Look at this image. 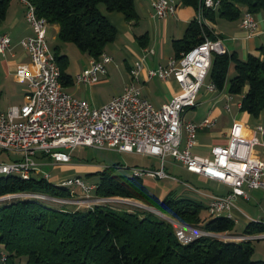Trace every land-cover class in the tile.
Masks as SVG:
<instances>
[{"label":"built area","instance_id":"obj_1","mask_svg":"<svg viewBox=\"0 0 264 264\" xmlns=\"http://www.w3.org/2000/svg\"><path fill=\"white\" fill-rule=\"evenodd\" d=\"M25 6L24 19L32 34L21 38L18 44L26 51L30 65L17 66L15 76L28 87L27 101L21 106L8 107L0 113V150L15 154L19 159L0 163V176H16L29 180L33 173L50 180V174L39 169L37 156L47 157L59 164L71 162V153L78 147H95L118 152L135 153L156 157L159 168H133V176L164 180L169 175L164 170L166 157L179 162L191 174L213 180L230 187L225 195L208 194L207 213L210 219L224 217L235 222L233 208L238 197L249 199L247 189L264 191V155L260 157L255 146L258 142L242 134V125H234L228 142L211 148V156L192 154L198 131L210 125L209 120L201 123L183 121V112L195 105L199 90L205 85L213 54L228 53L222 39L205 38L180 58L171 57L164 64L145 68V79H174L180 90L171 100L155 106L143 97L135 85L143 69V59L130 68L131 82L123 93L113 96L107 103L92 106L66 92L61 84L60 69L53 51L47 43L45 18L36 14L28 0H21ZM202 7L215 9L219 0H201ZM152 17L167 18L176 12L174 0H152ZM198 13V12H197ZM196 13V19L198 15ZM264 18V16H263ZM239 26L248 36L259 33L260 25L256 14L244 11ZM11 46L7 34L0 36V54L5 55ZM145 54L153 50H145ZM111 57L102 53L98 59L92 58L86 67L74 77L82 84H94L107 72L106 65ZM215 90L213 83L206 85ZM182 129L186 133L185 147L180 148ZM262 129L261 126L258 127ZM59 185L83 190L89 197L95 185H88L78 176L62 179ZM195 192H200L195 189ZM35 198L38 200H59L65 204L81 203L86 208L110 201H121L120 197H92L77 201L51 197L39 193H19L0 197ZM159 212V211H158ZM175 235L181 243H189L200 237H214L224 241H246L264 239V232L249 235L230 233L216 234L199 227H188L172 221ZM256 225H264V219H251ZM5 256L0 258L3 263Z\"/></svg>","mask_w":264,"mask_h":264},{"label":"trees","instance_id":"obj_2","mask_svg":"<svg viewBox=\"0 0 264 264\" xmlns=\"http://www.w3.org/2000/svg\"><path fill=\"white\" fill-rule=\"evenodd\" d=\"M11 0H0V20H4ZM39 17L48 24H58L57 41L73 43L81 53L98 59L107 44L117 37L116 28L106 12H120L126 21H136L135 0H28ZM195 12L203 11L204 20L194 18L184 36L172 42L175 58H180L205 38L218 35L205 20L217 18L240 20L244 11L264 13V0H219L215 9L202 7L201 0H178ZM60 45L53 48L64 87L72 84L65 69L68 59L60 53ZM234 76L229 79L228 92L247 91L240 109L254 116L264 111V60L248 55L245 60L235 53L213 54L206 79L221 90L228 77L230 64ZM71 159L73 156L71 155ZM96 197L134 199L145 207L154 208L172 220L206 231L223 234L232 231L235 223L224 217L201 220L204 206L190 199L158 197L150 194L142 178L113 175L111 169L97 171ZM19 193H39L51 197L73 199L71 188L53 184L40 175L29 180L16 176L0 178V197ZM207 208V206H206ZM205 208V209H206ZM264 232V225L250 223L246 234ZM255 240L224 241L214 237H200L181 243L175 227L163 216L139 208H117L109 204H95L91 208H55L35 198L0 200V264H264L253 258Z\"/></svg>","mask_w":264,"mask_h":264},{"label":"crops","instance_id":"obj_3","mask_svg":"<svg viewBox=\"0 0 264 264\" xmlns=\"http://www.w3.org/2000/svg\"><path fill=\"white\" fill-rule=\"evenodd\" d=\"M174 1L177 4L176 12L173 16L167 18L151 16L152 0H135V10L138 14L136 21H126L124 15L120 12H105L104 14H106L109 22L117 30V37L114 41L106 45L103 52L111 57V62L106 65V74L101 76L94 84H77L73 76L71 77L72 84L67 87L63 86L64 90L73 97L84 100L92 106L103 105L113 96L123 93L124 88L131 82L130 68L134 62L143 59V69L138 81L135 82L141 95L149 99L155 106H161L169 102L179 92V83L172 78L167 80H159L156 78L146 80L145 68L157 67V65L164 64L169 58L174 57L172 48L173 40L182 38L190 22L194 18L196 19V12L193 8L180 5L178 0ZM22 6L24 4L21 0H11L4 20H0V36L7 34L11 38L10 48L5 55L0 54V113L6 111L8 107L21 106L27 101L28 87L26 83H21L17 80L15 71L20 64L30 65L29 56L18 44V41L25 36L31 35L32 30L27 25V28L21 29L20 36H12L17 29L16 27L19 25L20 15L23 10ZM240 7L242 11H245L244 7ZM263 16L264 13L256 14L259 20L260 30L258 34L253 36H248L240 28L239 20L229 21L217 18L214 22L205 21L213 30L214 34L222 39L228 53L234 52L241 60H245L248 55H253L264 60ZM58 30V24H49L47 28V41H49V45L52 48L59 45L57 43ZM60 48V53L64 54L61 45ZM148 49L153 50V53L145 54L144 51ZM51 50L53 51V49ZM91 59L87 54L82 53L80 57V70L76 74L81 72ZM233 76L234 64L231 63L228 69L227 81L223 89L208 90L206 85L209 81L206 79L205 85L202 86L197 94L195 105L187 108L183 112V121H192L194 123H201L205 120L211 121L209 126L198 131L196 145L191 149L192 154L210 157L211 148L215 145H225L228 142L234 125L240 124L242 125L243 136L255 139L258 142V145L255 146L257 154L260 157L264 155V111L258 116H254L240 109L242 97L247 91L248 86H245L239 94H230L228 92L229 79ZM79 86H84V91ZM105 94L107 96L103 97ZM19 97L23 99V102H17ZM259 126L262 127L261 130L258 129ZM185 141L186 133L182 129L181 149L185 147ZM0 152L5 151L0 150ZM145 157L150 158V156ZM17 159H19V156L15 154L8 152L0 153V163L11 162ZM151 159L152 161L148 159L147 164L140 165V167L159 168L156 167L154 162V160L159 159L156 157H151ZM36 160L40 170L42 166L47 165L71 166L74 168L72 171L56 175L55 178L58 182L66 177H71L75 170L83 167L73 159L68 164H59L50 161L47 157L38 155ZM72 162L74 165H70ZM37 175L41 174L38 173ZM191 176L212 188V192L206 193L207 198L208 194L225 195L231 190L230 187L222 183L208 180L194 174H191ZM145 178L150 177H142L145 186L148 183L155 184L149 181L146 182ZM247 193L249 195L248 200L238 197L235 201L233 208L234 223L239 219V221L242 220L249 225L251 219H264V191L261 189H247ZM236 235L249 234L244 232ZM253 248V258L264 261V239L255 240Z\"/></svg>","mask_w":264,"mask_h":264},{"label":"rangeland","instance_id":"obj_4","mask_svg":"<svg viewBox=\"0 0 264 264\" xmlns=\"http://www.w3.org/2000/svg\"><path fill=\"white\" fill-rule=\"evenodd\" d=\"M23 10L20 15V21L19 25L16 27V31H14V34L12 36L18 37L20 36L21 29L27 28V24L24 20V13H25V7L22 6ZM102 13H105L104 6H101ZM198 18L196 21L204 20L203 11H199L197 13ZM23 16V17H22ZM16 34V35H15ZM48 46H50L49 41H47ZM59 45L62 46L63 55H65L68 58L69 65H67L65 72L70 77H75L76 72L80 69V57L81 52L78 50V48L73 43H61L57 42ZM51 49L52 46H50ZM81 90L84 89V86H79ZM84 91V90H83ZM108 94V93H107ZM107 94L103 95V97H106ZM25 101V99H24ZM17 102L21 103L23 102V99L20 97L18 98ZM5 153V152H0ZM71 155L73 156V160L75 162H78V164L82 165L83 167L75 170L74 174H70L71 176H78L80 177L83 182H85L88 185H95L96 182H99V173L97 171L110 168L111 173L113 175H121V176H133V168H142L140 165L147 164V160L152 161L151 157L147 158L145 156L134 154V153H125V152H118L115 150H109V149H101V148H95V147H78L76 148ZM72 161V159H71ZM156 167H160V161L154 160ZM70 165H74L72 162ZM138 165V166H137ZM77 168V167H75ZM74 168L71 166H53V165H47L42 166L41 170L43 172L49 173L51 176V179L48 180L49 182L53 184H59L61 180H58L55 178L56 175H59L61 173H66L69 171H72ZM165 172L169 175V178L164 180H155L150 178H145L146 182H151L155 184H149L146 185L147 190L150 194H154L158 197L160 196H168L175 199H190L194 202L200 203L204 206V209L201 213V220L205 224L210 218L207 213V210L205 209L208 203V198L206 197V193L212 192V188L208 185L197 181L191 174H189L182 165L173 160L171 157L165 158ZM69 174V173H68ZM33 177L35 179H39L40 175H37L36 173H33ZM195 189L199 190L200 192H195ZM72 193H76L74 200L82 201L84 199H92L94 197L93 190L89 193V197L86 198L83 190H81L78 187H74L71 189ZM121 201H110L105 204H109L113 207L117 208H139L141 210H149L160 217L163 216L166 220L169 222H172V220L169 216L161 214L154 208H148L145 207L141 202L134 200V199H128V198H120ZM44 203H47L55 208H60L63 205L66 206L67 204L62 203L59 200H41ZM83 205V204H82ZM81 203H75L74 205L68 204L69 209L74 208H84ZM176 222V221H175ZM173 223V222H172ZM248 228V224L244 223L242 220L235 223L232 231H230V234H241L244 233ZM3 250L0 249V252ZM20 264H23V262H20Z\"/></svg>","mask_w":264,"mask_h":264}]
</instances>
